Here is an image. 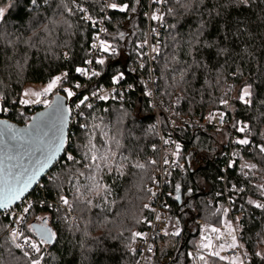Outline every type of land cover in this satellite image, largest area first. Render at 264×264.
I'll return each mask as SVG.
<instances>
[{
	"label": "trees",
	"instance_id": "1",
	"mask_svg": "<svg viewBox=\"0 0 264 264\" xmlns=\"http://www.w3.org/2000/svg\"><path fill=\"white\" fill-rule=\"evenodd\" d=\"M122 2L130 3L136 11L120 13L104 9L102 12L97 0H78L94 19L110 17L104 38L117 49V55L108 58L99 69L102 75L94 80L90 90L109 86L112 76L117 71H123L126 84L133 85L134 91L123 100L83 108L72 116L65 149L80 163L72 165L66 158H61L46 175L60 179L56 183L46 177L42 179L40 196L34 198L36 203L27 217L30 224L38 223L37 216H47L48 227L57 234L51 245L44 246L45 259L41 264H136L137 256L125 248L127 241L124 237L129 236L130 231L147 230V224H138L136 219H151V214L143 209V205L148 202L147 188L152 184L151 173L155 167L149 162L155 160L157 163L159 157L158 129L154 112L142 96L141 81L147 76V67L138 76H130L127 70L129 63L141 58L135 45L146 35L144 12L147 0ZM225 3L226 0H203L202 4L194 2L185 12L175 0H168L164 20L168 31L160 38L161 52L153 64L156 95L163 103L173 105L178 116L202 120L209 112L221 110L219 97L227 92L232 100L226 113L229 121L248 123L252 139L260 142L264 140V0H254L249 7L236 4L222 7ZM64 5L73 7L72 0H37L36 5L30 0H0V7L6 9L0 21V109H7L0 111V119L26 125L32 114L40 111L19 103L29 86L46 85L53 76L67 72L68 80L63 86L74 88L79 75L75 68L83 67L88 57L92 32L82 22L78 12L69 15L64 11ZM169 7L176 10V15L167 14ZM217 12L220 14L217 15ZM49 20L57 22L49 25L52 29L50 33L43 31V25ZM64 20L72 25L70 29ZM201 21L206 27L197 42L193 34ZM172 24L177 27L167 26ZM237 25L241 28L240 32H237ZM33 31L51 44L37 42L36 47H29L25 41L32 37ZM120 32L125 33L123 39L119 36ZM207 43L213 47H206ZM196 48L199 51L195 53V58L201 66L189 71L185 84L179 90L171 69L192 64L193 55L190 53ZM220 48L227 51L217 55ZM65 52L69 54L68 59L64 57ZM173 57L179 63H172ZM17 61L22 68L17 67ZM166 62L169 63L168 69L164 68ZM176 76L179 79V75ZM245 86H250L252 92V102L247 105L237 99ZM120 116L123 119L118 122ZM158 122L161 133L169 135V125L162 114ZM96 124L101 125L109 139L115 137L120 141L118 152L130 160L125 169L127 174L119 179L114 174L103 176L104 182L111 186V195L107 197V203L91 197L101 207L90 212L79 211L85 206L78 202L77 210H70L69 216L67 209L58 212L55 208L42 207L39 201L61 207L58 194L75 200L73 186L90 183L88 170L83 169V145ZM82 125H88V132ZM95 131L97 140L94 142L102 143L99 140L100 130ZM174 137L182 146L180 161L184 168L182 172L172 174L164 200L169 230L171 223L179 218L182 233L177 238L164 236L153 240L156 246L153 264H190L192 258L187 253H195L200 227L205 223H216L218 216L213 213L221 205L226 207L227 199L230 202L229 218L233 221L239 218L237 235L244 245L241 252L247 253L246 264H264V260L255 255L257 251L264 252V210L247 203L260 197L256 186L260 180L264 181V158L255 147L244 149L231 169L227 157L230 145L225 133H217L212 128L196 130L180 127ZM62 157H66L65 152ZM136 162L146 164V168L139 170L131 167ZM245 162L255 163L257 168L243 178L241 165ZM78 169L83 170L85 175H79ZM177 183L181 185L179 201L173 198ZM57 184L61 188H57ZM232 185L245 187V191L228 197L218 195L224 186ZM198 222L201 224L198 225ZM0 225H9L8 215L0 214ZM121 232L124 237L120 236ZM6 236L7 230L0 231V245H5L0 247L3 264H28L19 250L6 244ZM10 251L13 255H9ZM215 264L227 262L217 260Z\"/></svg>",
	"mask_w": 264,
	"mask_h": 264
},
{
	"label": "snow or ice",
	"instance_id": "2",
	"mask_svg": "<svg viewBox=\"0 0 264 264\" xmlns=\"http://www.w3.org/2000/svg\"><path fill=\"white\" fill-rule=\"evenodd\" d=\"M33 5L37 4V0H30ZM47 2V0H45ZM139 2V0H137ZM177 4H180V7L187 12L193 5L194 2L203 3V0H175ZM254 0H226V3L222 7L232 6L236 4L241 7H249ZM97 3L101 6V11L109 9L113 11H118L120 13H127L129 11L135 12L136 9L130 3L127 2H117V0H97ZM152 4H167L168 0H151ZM73 7H68L64 5V11L69 15H74L76 12L82 13L80 17L82 20L90 23L93 28L97 29L93 39L98 41L91 45L92 49H97L100 53L110 54L112 56L117 55L116 47L107 39L101 37V33H107V29L100 27V20L94 19L90 14H88L87 9H85L81 4L78 3V0H72ZM6 9L0 7V21L3 20L5 16ZM168 15H176V10L172 7L168 8ZM220 13L217 12V15ZM103 20L107 21L110 19L108 16H103ZM149 19L154 22H160L165 20V14L159 9H155L149 16ZM57 22L55 20H49L43 25L44 32H51L52 29L49 28V25H55ZM64 23L67 24V28H71L72 25L68 23L67 20H64ZM170 28H176V24L167 25ZM206 24L201 21L197 31L193 34L194 40L199 41L200 36L204 32ZM67 31V29H66ZM241 28L237 25V32H240ZM125 33L120 32L119 36L123 39ZM151 35L156 37L155 42L149 40L148 35H144V38L139 44L136 45L138 51L137 55L140 57H145L150 54L152 60L155 61L160 55L161 47L159 43V32L157 28H151ZM175 39V37H173ZM37 42L41 45L45 43L51 44L46 38L40 37L36 31H33L32 37H29L25 43L29 47H36ZM10 44H15L14 41H9ZM66 46V42H65ZM206 47H213L211 43H207ZM149 48L150 52H144V48ZM51 51V46L49 47ZM199 49H194L190 54L193 55V63L185 67L175 68L173 67V80L176 81V74L179 75V81L186 82V77L189 74V71L198 68L201 66V62L195 58V53ZM226 49L220 48L217 52V55H222L226 52ZM65 59L69 58L67 52L64 53ZM87 65H105L106 61L102 57H96L92 59H87L84 61ZM172 63H179L173 57ZM17 67L22 68V65L17 61ZM140 67L144 68L145 64L141 60ZM165 69L169 68V63L166 62L164 65ZM75 72L81 76L87 77L91 80L93 77H100L102 75L101 71L96 70L95 68H85V67H76ZM194 74V73H193ZM69 74L67 72L53 76L43 87L42 90L34 91L31 89L26 90L22 94V98L19 99L21 105H30V104H43L48 111L42 113L39 117H33L32 123L27 128H16L12 124H8L5 121H0V151L3 152V158H0V210H3L5 213H9L10 225H0V231L7 230V236L5 237L6 244L10 245L11 248L17 249L22 253V256L26 258L28 264H41L45 259L43 254V248L46 245H51L57 238V234L53 232L48 227V217L47 216H37L36 221L38 223H27V217L29 213L33 210L34 204L36 202L27 200L25 198V193L34 185L38 183V177L44 173L45 169H48L50 166H54L58 155L62 150L66 153L67 161L71 162L72 165L79 164L80 161L71 154L68 153L65 149V127L68 123V117L70 114V109L65 105V99H72L76 97L78 93L73 90V87H64V83L68 80ZM124 79V72L117 71L116 74L112 76V84L117 85ZM83 86L80 83L74 85L75 89H81ZM132 85H129L131 88ZM62 89L65 96H60L59 91ZM55 91V100L50 102L46 97L50 93ZM230 90V89H229ZM146 96H150L151 91H145ZM252 92L250 86H245L237 99L244 103L250 104ZM24 97H29L26 99ZM90 98H96L101 101L109 99L107 92L103 88L94 89L90 95H83L79 102L76 103L75 107L77 109L81 106H86L92 108V104L89 103ZM112 99H115L116 96H112ZM220 104L225 107H230L229 99L227 92L223 98L220 99ZM0 111H7V109H0ZM83 115V113H81ZM127 115V113H124ZM226 113L224 111H218L210 113L207 117L209 122H212L213 119H218L220 125L225 123ZM123 119V116L118 117V122ZM86 132H88V125H82ZM93 131L89 132L86 139L87 142L83 145V169L88 170L87 179L89 184L87 185H74L75 189V200H69L66 195L58 194V203L61 207L56 205H48L46 201H39V204L48 208H55L56 211H62L64 209L76 211V204L84 205L85 207L79 209L81 212H90L93 208H100V203H94L91 197H95L104 203H107V197L111 195V186L108 185L103 180L104 175L114 174L117 179L122 176H125L127 173L125 171L126 167L130 163L129 157L124 156L119 153L118 150L121 148L120 141L115 137L111 139L108 138L107 132L103 131L101 125H93ZM106 127V126H105ZM233 129L241 133L242 135L232 141L234 144L239 145L244 148L253 146L252 137L253 133L251 127L248 123L243 121H235L232 125ZM95 129H99L101 135L99 140L102 143H95L97 140V133ZM220 129H218L219 131ZM172 143L170 140H164V144ZM155 147V146H154ZM255 148L258 151V154L264 158V143H256ZM181 145L179 143L175 144V150L172 153L174 157L180 155ZM239 152H233V159L230 160L228 167H234L236 164V157H239ZM151 164H156L155 160L150 161ZM165 165H175L176 160H169L168 157L164 159ZM131 167L143 170L146 168V164L136 162L132 163ZM183 167V166H180ZM257 164L247 163L241 165V173L245 176L249 172L255 170ZM79 175H85V172L81 169L77 170ZM165 174L169 175L170 173L165 170ZM53 183H56L60 178L50 177ZM153 183H158L155 176L151 177ZM262 197H264V185L256 186ZM57 188H61L60 184H57ZM83 188V191H82ZM235 188V186H233ZM236 191H243V189L235 188ZM189 190V194H190ZM149 194L148 199L151 201L156 195L157 192L152 188H147ZM181 185L177 183L175 185L176 195L173 197L175 200L179 201ZM171 195V193H170ZM218 195H222L218 194ZM24 200L23 205L20 208L19 214L12 215L10 209L14 202ZM232 200V197H229ZM235 203V201H232ZM248 204L254 206L255 208L264 210V201L249 200ZM167 207V205H164ZM143 209L155 212V209L152 208L151 203H145ZM214 216H218L216 223H205L200 227V239L199 242L195 245L196 251L188 252L187 256L192 258L194 261L199 262V264H215V261L227 262V264H244V257L247 256V253H241L240 249L244 247L242 243L239 242V237L237 233L240 230L239 227V218L237 217L235 221L229 218V208L220 206L216 209V212L213 213ZM67 220V216L65 217ZM156 221L160 222L166 217H162L160 214L155 216ZM105 222L106 218H105ZM136 223H146L151 225L152 221L147 217H142L136 219ZM171 230H169V224L164 223L159 229V232L164 236L177 238L181 236L182 228L181 221L179 218L175 220L174 223L170 225ZM121 237H124V233H120ZM127 241L125 243V248L131 252L133 255L140 254V242L143 241L146 247L143 249V254L146 259H150L147 255L152 253L153 245L148 243L149 235L147 232L142 231H130V235L124 237ZM223 241V242H221ZM5 245H0L3 247ZM233 250L232 256L222 255L223 252L227 250ZM9 255H13L10 251ZM257 257H260L261 260H264V252L257 251L255 253ZM19 259V257H16ZM0 264H3L0 260ZM136 264H140V261H136Z\"/></svg>",
	"mask_w": 264,
	"mask_h": 264
},
{
	"label": "built area",
	"instance_id": "3",
	"mask_svg": "<svg viewBox=\"0 0 264 264\" xmlns=\"http://www.w3.org/2000/svg\"><path fill=\"white\" fill-rule=\"evenodd\" d=\"M156 9H159L161 12H163L161 7H158ZM150 14L151 13L148 12V19H149ZM149 21H151V20L149 19ZM152 22L154 24H157L158 25L157 30L160 33V30L162 29V23H161V21L160 22H154V21H152ZM99 26L100 27H103V25L101 23L99 24ZM93 29H95V28H93ZM95 30L97 31V29H95ZM148 38H149L150 41L151 40H154V42L157 39L156 37H153L151 35V28H150V26L148 27ZM93 43H97L98 44V41H94ZM147 52H150V49L149 48H147ZM109 55L110 54L100 53L97 49H92L91 46H90V57H89V59L96 58V57H102V58L105 59V57L106 56H109ZM152 55H154V54H150V55L146 56L150 65H151V63L153 61L152 58H151ZM94 66H95V64H93V65L84 64V67L85 68H94ZM139 69H141L140 63H138L136 66H131L130 69H129V71L132 74H136ZM152 87H153L152 80H150V82L147 84V89H148V91L150 90L151 93H152ZM73 90L78 93L79 99H81L83 97V95H90V93H91V92H88V90L85 87H82L81 89H75V88H73ZM55 91L53 92L52 95H49L48 97H46V99H48L50 102H51L53 96L55 95ZM128 92H130V89L129 88L122 89L121 87H118V88H116V90L113 89L112 91L110 90L108 92V95L110 97L109 99L101 101V100L96 99V98H90L89 103H91L92 106H96L99 103L112 102V101H114V99H112L111 97L114 94L115 95H123V94H127ZM224 96L225 95H223V97ZM149 101L152 102V107L155 108L157 106V104L154 102V98L152 96H149ZM78 102H79V100L75 101L74 103H72L69 106V109H70V114H69V116H70V123H71V118H72V116L74 114H77L83 108H88L86 106H81V108L77 109L75 107V105ZM34 107L36 109H40V110H43L45 108V106L42 103L33 106V108ZM192 124H193L192 122H184V121H182L175 114L171 113L170 115H168V125H169L168 128L170 130V133H169V135H166V136L161 133V130H160V127H159V122H157V124H156L157 129H158L159 157H158L157 163L154 165L155 167L152 170L151 177L155 176V178L158 181V183H153L152 182V184L150 185L149 188H152L154 191H156L157 192V195L151 201H149V199H148V202L147 203H151V206H152V208L155 209V212L148 210V212L151 214V219L150 220L152 221V224L151 225L147 224V230L145 231L149 235L148 243H151L153 245V251H152V253L147 254L150 257V259H146L145 255L143 254V249L146 247V245L144 244L143 241H141L140 242V254H137L136 255L137 256V261H140V264H151L152 263V260H153V258L155 256V253H156V246L153 243V240L156 237H164V235L159 232V229L162 227V224H164V223H167L168 224L167 207L164 206V205H167L166 202H165V200H164L165 191H166V188H167L168 184L170 183L172 174L175 171L182 172L183 171V168H184V164L180 161V158L182 156V146H181L180 155L178 157H174L172 155V153L175 150V144L176 143H179L175 139V137H174L175 130L180 125H188L190 127V126H192ZM196 125L198 126V128L200 130H204L205 128H216L217 130L223 128V125H220V122H219L218 119H213L212 122H209L207 120V118H206L205 121L202 124H196ZM241 135L242 134L241 133H238V132L231 133V139H230V142H229L230 149L228 150V154H227V157L229 159V163H230V160L233 159V157H232V153L233 152H239L240 153V151H239V145L234 144L232 141H234L235 139H237ZM164 140H170L172 143L165 145L164 144ZM165 157H168L170 161L171 160H176V164L175 165H165L164 164ZM235 159L237 161L238 160V157H236ZM180 166H183V167H180ZM232 168H234V167H231V169ZM165 170H167V172L170 173V174L169 175H166L165 174ZM242 176H243V178H246L247 177L245 175H242ZM46 178H47L48 181H50V178H48V177H46ZM41 184H42V180L40 181V183L38 184V186L26 197L27 200L34 201V198L40 196ZM259 185H264V181L263 180H260L259 181ZM233 186H235V185L228 186V187L227 186H224V188H223V190L221 192L222 193L221 196L228 197V195H236L238 193L240 194V193H242V192L245 191V187L238 188L237 186H235V188L243 189V191H239L238 192V191L235 190V188H233ZM259 196L260 197L257 199V201H264V197H262L260 193H259ZM23 203H24V200L21 201V202H19L15 207H13L12 209H10V213L12 215L19 214L20 208L23 205ZM229 204H230V202L227 199L226 200V207L229 208V210H230V205ZM69 211L70 210H67V215L68 216H69ZM157 214H160L162 217H166L167 219L158 222L155 219V216ZM5 215H8V217H9V213H3L2 214V216H5ZM70 221H72L71 218H70ZM9 225H10V217H9ZM240 252H241V249H240ZM233 254H234L233 253V250H231V249L230 250H227V251H225V252L222 253V255H226V256H229V257L232 256ZM244 261H245V258H244ZM190 264H199V262L194 261L192 259L191 262H190Z\"/></svg>",
	"mask_w": 264,
	"mask_h": 264
},
{
	"label": "bare ground",
	"instance_id": "4",
	"mask_svg": "<svg viewBox=\"0 0 264 264\" xmlns=\"http://www.w3.org/2000/svg\"><path fill=\"white\" fill-rule=\"evenodd\" d=\"M165 5H166V4H152V3H151V0H147V8H146V10H145V12H144V17H145V20H146V35H148V27H149V26H150V28H153V27L157 28V27H158L157 24H154L152 21H149V19H148V12L152 13L153 10H155V9L158 8V7H161L163 13L165 14ZM105 10H108V9L105 8ZM78 14H79L80 16L83 15L82 13H79V12H78ZM81 20H82V19H81ZM98 20H100V23L103 25V27L106 28V29L108 30V28H107V24H106L107 21L103 20L102 18H99ZM82 22H83L86 26H88L89 29H90V31L92 32V35H91V41H90V44H89V47H88V57H87V59H89V57H90V46H91V44L94 42L93 37H94V35H95V33H96V30L92 28V25H91L90 23H88V22H86V21H84V20H82ZM161 23H162V29L160 30V33H159V38H158V39H159V43H160V38H161V36L164 35V33L168 31L167 28L165 27V22H164V20L161 21ZM106 34H107V33H102V34H101V37L104 38ZM104 39H105V38H104ZM151 41L154 42V40H151ZM139 43H140V42H139ZM139 43H137V44H139ZM137 44H136V45H137ZM136 45H135L136 50H137V51H140L139 49H137ZM143 51H144V52H147V48H144ZM110 57H112V55L106 56V57H105V61H106L108 58H110ZM87 59H86V60H87ZM141 60H143V62H144V64H145V67H144V68L147 67V76H146L145 78H143L142 81H141V86H142V96H143V97L149 102L150 109H152L153 112H154V116H155V119H156V124H157V122L159 121V117L161 116V114H162V116L165 117V121L168 123V115H170L171 113H173V114H175L178 118H180L182 121H184V122H192V123H193L192 126H190V127H189L188 125H180V126H178V127L176 128L175 132H177V129L180 128V127H182V128H187V129L195 128L196 130H200L196 124H202V123L205 121V119L209 116V114H210V113H213V112H209L208 114H206L205 117H204L202 120H192V119H189V118H185V117H182V116H178V115L175 113L176 110H175V107H174L173 105H167V104L163 103L159 98H157V95H156V93H157V88H156V85H155V78H154V72H153V64H154V62H155L156 60H155V61H152L151 65H150L146 56L143 57V58L141 57L140 59H135L133 62H131V63L128 64L127 70H128L129 75H130V76H138V75L143 71L144 68L139 69V70L137 71L136 74H132V73L129 71V69H130L131 66H136L138 63H141ZM84 64H85V63H84ZM102 66H103V65H96V64H95L94 68H95L96 70L99 71V69H100ZM83 67H84V65H83ZM96 78H97V77H93L91 80H89L87 77L81 76V75L79 74V75H78V80H76V82H77V83H80V84H81L83 87H85L89 92H92L93 90H90V89H91L92 84H93V82H94V80H95ZM150 80H152V85H153V87H152V94H151L150 96H152V97L154 98V102L157 104V106H156L155 108L152 107V102L149 101V96H146V95L144 94L145 91H148V89H147V84L150 82ZM184 84H185V82H182V86H183ZM118 87H121L122 89L129 88V85L126 84L125 77H124V79H123L122 81H120V83L117 84V85H113V84H112V81H111V84H110L109 86H102V87H100V88H103V90H104L105 92L108 93L110 90H111V91H112L113 89L116 90V88H118ZM133 88H134V86L132 85V87L129 88V89H130V92H128L127 94H123V95H115V94H114L113 96H116V98H115L114 101H112V102H118V101H120V100H123V99L125 98L126 95H128V94H130V93H132V92L134 91ZM181 88H182V87H181ZM179 90H180V89H179ZM60 94H63V95H64V93H63L62 90H61ZM225 94H226V93H221V95H220V97H219V105H220V107H221V110H218V111H224L225 113H227L228 110L230 109V107H225L224 105H221V104H220V99H221V98L223 97V95H225ZM228 99H229V104H230V106H231L232 100L230 99L229 96H228ZM241 103H242V102H241ZM242 104H243V105H247V104H244V103H242ZM218 111H214V112H218ZM194 123H195V124H194ZM232 125H233V122L229 121V118H228L227 115H226V117H225V123L223 124V128L220 129L219 131H218L216 128H212V129L215 130L217 133H225V134L227 135V137H228L229 142H230V139H231V133H235V132H236V131L233 129ZM250 138L252 139V137H250ZM252 140H253V139H252ZM178 142H179V141H178ZM256 143H264V140H263V141H260V142H259V141H254V140H253V146L248 147V148H244V147L239 146V151H240V153H241L244 149L252 150V149L255 147V144H256ZM242 164H244V163H242ZM200 224H201V223L198 222V225H200ZM154 257H155V256H154ZM244 258H245L244 264H246L247 259H246V257H244ZM153 260H154V258H153ZM153 260H152V263H151V264H153Z\"/></svg>",
	"mask_w": 264,
	"mask_h": 264
},
{
	"label": "water",
	"instance_id": "5",
	"mask_svg": "<svg viewBox=\"0 0 264 264\" xmlns=\"http://www.w3.org/2000/svg\"><path fill=\"white\" fill-rule=\"evenodd\" d=\"M60 96L63 97V96H65V94L64 95H60ZM78 97H79V95H77L76 97H73L72 99H65L64 100L65 105L69 108V106L72 103H74L78 99ZM54 100H55V95L53 96L51 102L54 101ZM47 111H48V109L44 108L43 110H40L38 112L33 113L32 116L30 117L28 123L26 125H17L15 123L8 122L6 119H0V121H5L8 124H12L16 128H27L32 123V118L33 117H39L42 113H46ZM69 126H70V116L68 117V123H67V126L65 127V148H66V143H67ZM63 154H64V151L62 150V152L58 155L56 162H54V166H56V164L61 160ZM0 158H3V152L2 151H0ZM54 166H50L48 169H45L44 173H42V175L40 177H38V183L37 184H34L28 190V192L25 193V198L38 186V184L40 183V181L52 170V168ZM21 201H23V199ZM21 201L14 202L13 205H12V207H11V209L13 207H15ZM3 213H5V212L3 210H0V214H3Z\"/></svg>",
	"mask_w": 264,
	"mask_h": 264
},
{
	"label": "rangeland",
	"instance_id": "6",
	"mask_svg": "<svg viewBox=\"0 0 264 264\" xmlns=\"http://www.w3.org/2000/svg\"><path fill=\"white\" fill-rule=\"evenodd\" d=\"M173 66H174V64H172ZM179 67H181V66H179ZM175 83H176V85H177V87H178V89H181V87H182V82L181 81H179V79H178V76H176V81H175ZM46 85H43V86H29V87H27L25 90H24V92L26 91V90H28V89H31V90H34V91H39V90H42L43 89V87H45ZM55 91V90H54ZM23 92V93H24ZM53 93H50L49 95H52ZM22 98V97H21ZM24 98H26V99H30L29 97H24ZM35 105H37V104H30V105H24V106H28V107H32V106H35ZM223 242V241H222Z\"/></svg>",
	"mask_w": 264,
	"mask_h": 264
},
{
	"label": "crops",
	"instance_id": "7",
	"mask_svg": "<svg viewBox=\"0 0 264 264\" xmlns=\"http://www.w3.org/2000/svg\"><path fill=\"white\" fill-rule=\"evenodd\" d=\"M200 239V238H199ZM198 242H199V240H198ZM222 242V241H221ZM230 250V249H229Z\"/></svg>",
	"mask_w": 264,
	"mask_h": 264
},
{
	"label": "flooded vegetation",
	"instance_id": "8",
	"mask_svg": "<svg viewBox=\"0 0 264 264\" xmlns=\"http://www.w3.org/2000/svg\"><path fill=\"white\" fill-rule=\"evenodd\" d=\"M60 95H63V94H60Z\"/></svg>",
	"mask_w": 264,
	"mask_h": 264
}]
</instances>
